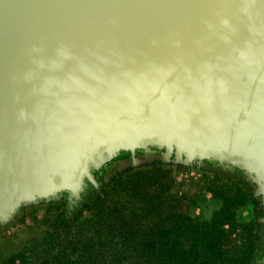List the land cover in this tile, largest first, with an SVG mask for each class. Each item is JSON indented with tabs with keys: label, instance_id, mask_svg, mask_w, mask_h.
Listing matches in <instances>:
<instances>
[{
	"label": "water",
	"instance_id": "water-1",
	"mask_svg": "<svg viewBox=\"0 0 264 264\" xmlns=\"http://www.w3.org/2000/svg\"><path fill=\"white\" fill-rule=\"evenodd\" d=\"M150 148L264 204V0H0V223Z\"/></svg>",
	"mask_w": 264,
	"mask_h": 264
},
{
	"label": "rangeland",
	"instance_id": "rangeland-1",
	"mask_svg": "<svg viewBox=\"0 0 264 264\" xmlns=\"http://www.w3.org/2000/svg\"><path fill=\"white\" fill-rule=\"evenodd\" d=\"M145 153L112 167L95 182L94 194L79 199L67 220L62 194L20 206L9 221L0 223V264H99L97 253L106 251L107 256L109 240L116 252L132 257L136 252L129 242L164 238L159 232H167L180 218L208 222L240 190L248 201L232 207L233 219L224 225V253H244L253 239L250 233L256 236V249L264 204L247 176L156 151Z\"/></svg>",
	"mask_w": 264,
	"mask_h": 264
},
{
	"label": "trees",
	"instance_id": "trees-1",
	"mask_svg": "<svg viewBox=\"0 0 264 264\" xmlns=\"http://www.w3.org/2000/svg\"><path fill=\"white\" fill-rule=\"evenodd\" d=\"M150 150L162 153V151L156 148H150ZM120 153H118V155ZM132 155L134 156L135 154ZM123 157L125 156H120L121 159ZM202 162L208 164L213 163L209 161ZM215 165L219 168L222 167L217 163H215ZM228 169L227 172L229 173L231 172L239 177L245 176L236 168L228 167ZM95 171L96 170H91V173L96 181ZM93 188L94 186L91 183L84 180V186L79 197L83 198L92 195L95 189ZM62 195L67 196L69 200H71L68 192ZM247 201L248 194L240 190L239 194L227 200L224 203V207L214 213L212 219L208 222L195 223L192 220L188 221L189 219L186 217H184L186 220L180 218L172 222L171 226L167 228V232H159L161 235H164V238H155L152 242L150 237H142L138 244L129 242L127 245L133 246L136 252L135 256L132 257H130L129 254H125L127 253L126 251L116 252L117 248L110 245L109 242H111V240H109L106 246V248L108 247L107 256L106 251L102 254L97 253L101 257V262H98L97 259L96 261L99 264H251L250 262L256 256L261 259L262 264H264V240L261 243L262 248L260 254H255L254 240L256 236L253 233H250L253 239L250 240L249 247L244 253H242L241 250L231 256L224 253L223 244L226 241L224 225L228 224L233 219L232 207L244 205ZM78 202L79 200H76L74 203L66 206L63 214L64 220H67L69 216L68 213L71 212ZM261 217L264 218V211ZM252 225L254 226V224ZM261 226L264 234V223H262ZM154 246L157 247L155 252L150 250V248ZM57 264H60V262ZM73 264H75V261H73Z\"/></svg>",
	"mask_w": 264,
	"mask_h": 264
},
{
	"label": "flooded vegetation",
	"instance_id": "flooded-vegetation-1",
	"mask_svg": "<svg viewBox=\"0 0 264 264\" xmlns=\"http://www.w3.org/2000/svg\"><path fill=\"white\" fill-rule=\"evenodd\" d=\"M136 152V153H135ZM158 154H160L159 152H156ZM134 157H141L143 156L144 154H146L143 150H136L134 151ZM120 156H125L123 157L122 159L120 158ZM133 155L130 153V152H123V153H120L119 155H117L115 158H113L109 163H107L106 165H104L103 167H101L100 169L96 170L95 171V177H96V181L98 183L101 182V180L103 179V177L112 169V167H116L117 164L119 162H123V161H129L130 158H132ZM212 163V162H211ZM202 166L203 167H206V168H214V167H217V165H215V163H212V164H208V163H203L201 162ZM222 167H225L223 165H221ZM226 168V167H225ZM230 170H233V169H230ZM94 189V188H93ZM94 193H95V189H94ZM93 193V194H94ZM90 196V195H89ZM63 197V200L65 201L66 203V206L68 204H72V200H69V198L67 196H64L62 195ZM87 197V196H86ZM76 206V205H75ZM75 207L71 210V212L68 213V215H71L72 212L74 211ZM261 211L263 212L264 209L263 207H261ZM262 224H260V227H259V232H258V239H257V246H256V249H255V254H260L261 252V248H262V241L264 240V234L262 232ZM251 264H262V261L261 259L257 258L256 256L254 257V259H252L251 261Z\"/></svg>",
	"mask_w": 264,
	"mask_h": 264
}]
</instances>
